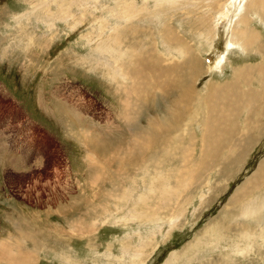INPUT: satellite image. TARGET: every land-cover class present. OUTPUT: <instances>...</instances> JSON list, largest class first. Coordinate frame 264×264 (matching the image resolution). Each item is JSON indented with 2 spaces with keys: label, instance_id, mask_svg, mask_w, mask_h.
I'll return each instance as SVG.
<instances>
[{
  "label": "rangeland",
  "instance_id": "1",
  "mask_svg": "<svg viewBox=\"0 0 264 264\" xmlns=\"http://www.w3.org/2000/svg\"><path fill=\"white\" fill-rule=\"evenodd\" d=\"M251 2L0 0V264H264ZM155 124L174 138L130 152Z\"/></svg>",
  "mask_w": 264,
  "mask_h": 264
},
{
  "label": "bare ground",
  "instance_id": "2",
  "mask_svg": "<svg viewBox=\"0 0 264 264\" xmlns=\"http://www.w3.org/2000/svg\"><path fill=\"white\" fill-rule=\"evenodd\" d=\"M171 1V0H170ZM173 1V0H172ZM249 8L250 9H252L253 11H255V12H261L262 14H263V16H264V0H252V2L251 3H249ZM248 20V18H242V20L240 21L242 24L243 23H245L246 21ZM247 26H248V24H247ZM253 32V31H252ZM251 32V30L250 31H247V30H240V34H243L242 36V38H244L245 37V39H246V41H247V38L249 39V41H252V38H253V36H254V33H252ZM218 37V36H217ZM242 38H241V40H242ZM248 41V42H249ZM243 44H245V43H243ZM245 46V45H244ZM225 55V54H224ZM192 57H190L189 58V62H188V69H189V76L193 79V78H195V79H197V75L198 74H200L201 72H199L198 73V69L196 68V67H193V66H195V64H193L192 62ZM197 61V60H196ZM195 62V61H194ZM199 63V62H198ZM132 65V64H131ZM200 66H201V64H200ZM203 68V67H202ZM220 68V67H219ZM258 69H261V67H259ZM244 70V69H243ZM250 70V69H249ZM264 70V69H263ZM167 71H168V69H167ZM204 71V70H203ZM248 71V70H247ZM253 71V70H252ZM163 72V71H162ZM166 73H168V72H166ZM162 74V73H161ZM247 74H248V72H247ZM164 76V75H163ZM197 76V77H196ZM248 76V75H247ZM177 78H179L180 80V83H181V78L179 77V76H177ZM177 78H176V80H177ZM150 81H149V83L151 84L149 87H151V88H153V87H155L156 86V88H157V90L159 89V91H161L160 89V87H162V88H164V89H168V88H166V85H164V79H162V75H161V78H160V76L158 77V76H154V78H151V79H149ZM190 80V79H189ZM173 81V79L172 80H170L169 82L171 83ZM186 82H187V80H185ZM136 82V81H135ZM175 81H173V87H177V85L178 84H176V83H174ZM190 83H191V81H190ZM145 84H146V81H145ZM171 86V85H170ZM133 87H135V86H133ZM183 88H184V86H182ZM189 87H190V89H189ZM218 88H220V87H217V89ZM134 89H136V88H134ZM194 85H193V83L191 84V85H187V90L190 92V95L189 96H192L191 97V99L192 98H194L195 97V92H194ZM221 89V88H220ZM229 89V88H228ZM227 89V90H228ZM130 90V89H129ZM154 90V89H153ZM233 91V90H232ZM261 91V90H260ZM144 92V91H143ZM164 92V91H163ZM188 92V93H189ZM165 93V92H164ZM186 93V92H185ZM210 93H212L211 91H210ZM253 93L254 92H251L250 90H248V91H246V93L244 94V95H242V97H243V99H247V101L249 102V104L251 105L252 104V101H249V100H253L254 99V96H253ZM131 94V93H130ZM213 94V93H212ZM211 95V94H210ZM262 98V97H261ZM171 99H174V98H171ZM242 99V98H241ZM240 99V100H241ZM167 101V100H166ZM185 101L187 102V99L185 98ZM241 102H243V101H241ZM165 103V102H164ZM167 104V103H166ZM184 103L182 102V105H183ZM185 104H187V103H185ZM153 105V104H152ZM157 105V104H156ZM168 105V104H167ZM172 106V105H171ZM174 106V105H173ZM247 106V105H246ZM179 107V106H178ZM129 108V107H128ZM163 108V107H162ZM169 106H168V110H169ZM175 108V107H174ZM176 109H178V108H176ZM183 109L185 110V108H184V106H183ZM179 110V109H178ZM264 112V111H263ZM174 113V112H173ZM181 113V112H180ZM157 114V113H156ZM160 114H163V113H160ZM168 115V114H167ZM228 115V114H227ZM174 116V115H173ZM229 116H230V114H229ZM169 117V116H168ZM175 117H177V116H175ZM179 117V116H178ZM248 117H250V116H248ZM148 118V117H147ZM164 118V119H163ZM163 118H162V121L163 120H165V123L167 122V120L168 121H170V119L172 120V118H171V116H170V118H165L164 116H163ZM176 119H178V118H176ZM152 119H150V120H148V121H151ZM227 120V119H226ZM174 121H176L175 119L172 121V122H170L169 124H168V126H169V128H170V126H173V122ZM145 122H146V120H145ZM154 122V121H153ZM159 122V121H158ZM178 122V121H177ZM176 122V123H177ZM157 123V122H156ZM165 123L163 122V124L165 125ZM176 123H174V124H176ZM146 124V123H145ZM148 125V124H147ZM168 126H164L165 127V129H161V130H159L158 131V129L160 128L157 124H155V126H154V129L153 130H155V131H153V130H151V129H147V130H144L143 132L140 130V132L138 133H134L133 134V137L131 138L132 140H131V142H129V144L131 143V148H130V152H133V153H135L136 154V152H143V151H146V150H148V149H151V148H154V144L156 145L157 144V142L158 141H161V140H163V139H166V138H168V139H170L171 137H173V136H171L170 134H166V130L168 129L167 127ZM140 128V127H139ZM138 128V129H139ZM147 128V127H146ZM145 128V129H146ZM167 128V129H166ZM214 129V128H213ZM168 132V131H167ZM162 133V134H161ZM248 134V133H247ZM246 134V135H247ZM165 135L167 136L166 138H165ZM170 135V136H169ZM169 136V137H168ZM260 136V135H259ZM174 138V137H173ZM249 142V141H248ZM219 144H220V142H219ZM158 145V144H157ZM216 146H219L218 144H216ZM217 148V147H216ZM213 150V149H212ZM141 154V153H140ZM214 156H217V152H214ZM214 156H212V159L214 158ZM259 165V164H258ZM261 166L259 167L260 168V171L256 174V175H254L255 177H252V178H250V179H247L248 180V182H247V186H248V189H250V185L251 184H255V186L256 185H258V180L260 179V182H262L261 180H263L264 179V162L262 163V164H260ZM262 169V170H261ZM259 174H261V175H259ZM245 184V183H244ZM253 184V185H254ZM246 186L244 187V189L242 188L241 189V191L243 192V190H246ZM248 191V190H247ZM245 192V191H244ZM250 192V191H249ZM248 193V192H247ZM244 194H246V193H244ZM252 214V213H251ZM19 224V223H18ZM15 227H18V226H15ZM20 230V229H19ZM21 233V232H20ZM24 234V233H23ZM23 236V235H22ZM35 236V235H34ZM32 240V239H31ZM14 242V241H13ZM6 243V242H5ZM20 243V242H19ZM33 243V242H32ZM144 246H145V243H144ZM6 250V248L4 247V245H2V246H0V258L1 257H3V255H4V253L6 252L5 251ZM17 250V249H16ZM3 253V254H2ZM30 254V253H29ZM16 258V259H15ZM30 257H28V258H23V260H21V261H18L17 260V257H13V258H11L10 259V261H11V263H13V264H31L30 262H31V260L29 259ZM28 260H29V262H28Z\"/></svg>",
  "mask_w": 264,
  "mask_h": 264
},
{
  "label": "crops",
  "instance_id": "3",
  "mask_svg": "<svg viewBox=\"0 0 264 264\" xmlns=\"http://www.w3.org/2000/svg\"><path fill=\"white\" fill-rule=\"evenodd\" d=\"M3 144V143H2ZM3 146H4V144H3Z\"/></svg>",
  "mask_w": 264,
  "mask_h": 264
}]
</instances>
